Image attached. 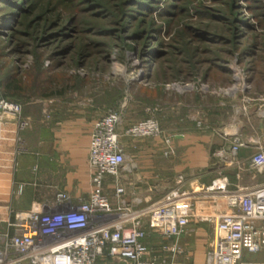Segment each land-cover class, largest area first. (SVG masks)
Wrapping results in <instances>:
<instances>
[{
    "label": "crops",
    "instance_id": "0c3cea01",
    "mask_svg": "<svg viewBox=\"0 0 264 264\" xmlns=\"http://www.w3.org/2000/svg\"><path fill=\"white\" fill-rule=\"evenodd\" d=\"M137 81V85L144 82ZM188 94L162 88L161 94L151 95L149 112L141 106L132 111L144 117L157 114L156 121L168 143L159 137L121 138L125 162L119 168L117 183L124 188L121 199L126 204L133 208L146 206L173 188L180 177L182 187L194 193L193 216L185 233L163 237L149 230L143 238L157 264H207L206 253L214 232L211 216L224 208L223 203H214V199L220 200L218 192L209 189L215 179L227 183L228 188L264 183V171L258 173L247 167L250 157L264 145V90L242 101L232 96L216 97L211 109L202 104L203 97L193 105ZM176 95L183 99L177 101ZM153 104L162 106L156 109ZM100 107L57 109L46 126L37 125L31 133L23 131V151L17 142L15 122L4 124L0 120V230L17 212L52 200L56 192H66L72 201L88 197L94 189L95 174L88 165V146L93 123L101 115L96 113ZM232 133H238L244 145L237 151L236 163L228 165L217 152L229 146ZM102 183L109 202L115 204L114 177L106 175ZM204 215L210 220L201 219Z\"/></svg>",
    "mask_w": 264,
    "mask_h": 264
},
{
    "label": "built area",
    "instance_id": "2783aa9c",
    "mask_svg": "<svg viewBox=\"0 0 264 264\" xmlns=\"http://www.w3.org/2000/svg\"><path fill=\"white\" fill-rule=\"evenodd\" d=\"M10 111L19 106L6 104ZM264 122V117H263ZM120 112L109 109L95 120L90 133L88 165L95 170L94 189L87 198L72 201L63 191L52 200L34 203L27 211L17 212L0 230V264H157L150 248L143 242L149 230L163 237L187 231L194 193L182 187L183 179L158 200L133 208L121 195L117 183L119 168L125 162L122 137L163 138L158 122L145 118L124 129ZM200 125V122L198 123ZM231 142L218 150V158L228 165L236 163V154L244 141L238 133L229 134ZM248 169L264 171V145L248 162ZM114 177L115 204L103 192V178ZM212 182L224 208L212 215L214 232L206 253L207 264H264L244 261L243 252L264 254V183L254 186ZM210 220V216H200ZM174 250L179 251L177 248Z\"/></svg>",
    "mask_w": 264,
    "mask_h": 264
},
{
    "label": "trees",
    "instance_id": "16d2710c",
    "mask_svg": "<svg viewBox=\"0 0 264 264\" xmlns=\"http://www.w3.org/2000/svg\"><path fill=\"white\" fill-rule=\"evenodd\" d=\"M194 1L0 0V90L2 96L26 102L32 97H59L75 90L81 92L84 90L85 79L76 73L68 74L64 70L58 71L61 61L65 60L66 65L70 63L68 66L74 64L82 67L88 64L90 67L92 64L90 61L95 59L96 62L97 57H100L99 49L111 48L119 35L128 34L129 39L141 44L139 48L143 71L141 80L153 78L156 84H152L153 88H150L151 84L137 85V80L125 84L122 80L117 81V84H110L115 92L105 93L103 102L109 106H115L121 99L123 89H127L126 93H132L134 99L138 101L139 99L150 100L152 94H161V84L178 79H182L180 82H185L194 74L195 71L192 70H196V66H193L196 64L194 61L187 68L177 67L174 63V53L161 48V42L158 43L157 36L163 24L157 23L155 18L166 14L178 15L182 12L186 15L196 13L202 16L208 12L200 4L193 3ZM242 2L245 10L257 19L264 16V0H230L227 3L228 10L224 9L225 6L219 8L220 15L216 16L230 29L228 32L231 34L226 41H231L233 47L225 48L227 56L232 57L237 52L240 60L249 52L253 53L254 46L252 42L243 45L245 30L252 28V22L250 18L242 19V15L238 14L236 8H241ZM159 6H161L160 10L154 14ZM169 23L166 22V25L169 26ZM130 29L133 30L129 34ZM70 30L71 33L68 32ZM101 35L106 38L103 40L105 45L96 51L91 47L93 44L91 45L90 40L97 41V36ZM196 35L202 40L207 39L204 32L198 28ZM209 39V41H219L223 38L221 34H212ZM9 43L12 46L11 50H7ZM38 43L45 46L40 48ZM49 45H54L51 53L46 49ZM30 47L33 48L29 52ZM10 51L11 55H19L20 60L23 59L21 56H25V52H32L33 61L28 68L19 73L16 65H7V55ZM216 55L219 57L218 54ZM45 59H50L51 65L44 66ZM213 61L214 59L209 60L210 63ZM223 62L227 60L222 58L219 63L212 65L219 71H223L226 69ZM180 74H183V77H179ZM106 84L107 88L109 83ZM117 98L120 99L117 100Z\"/></svg>",
    "mask_w": 264,
    "mask_h": 264
},
{
    "label": "rangeland",
    "instance_id": "374dc122",
    "mask_svg": "<svg viewBox=\"0 0 264 264\" xmlns=\"http://www.w3.org/2000/svg\"><path fill=\"white\" fill-rule=\"evenodd\" d=\"M228 2H230V0H195L193 3L200 4V6L206 8L208 12L204 13L205 15L202 14V16H199L196 13L186 15L185 12H182L178 15L166 14L160 18L157 16L155 17L157 23L163 24L157 36L158 43L161 42V48L170 50L174 53L173 58L174 63H176L175 65L179 68H187L189 65L193 64L192 61L196 62V64L193 65L196 66V70H192L195 71L194 74L190 71L192 76H190L188 80H185V82H180L182 79H178L163 84L160 82L157 83L161 84L162 88H167V90L174 94L178 92L182 95L189 93L193 105L200 102L203 97V101L201 102H203L202 104L207 106L208 109L214 106L216 97L227 98V96H232L242 101V98L252 95L253 92L262 93L264 90V16L261 17V19H257L252 13L245 10L243 2L241 3V8H236L237 12H239L238 14L242 15V19L248 17L252 22V28H250V30H245L243 39V42H245L243 45L252 42L254 46L253 53L249 52L248 55L243 56L241 60L237 52L233 54L232 57H229V55L227 56L225 48L231 49L233 47L231 41H226L231 33L228 32V25H226L223 20L216 18V16L220 15L218 11L219 8L225 6L226 8L224 9L226 11L228 10ZM160 8L161 6L154 11V14L157 13ZM166 22H170L169 26L166 25ZM197 28L204 32L207 39L202 40L196 37ZM132 30L133 29H130L128 33ZM183 31L184 33L182 34ZM68 32L71 33V30ZM212 34H221L223 39L219 41H209L210 35ZM97 38V41L90 40L91 45L93 44L91 47L96 51L98 48L105 45L103 44V40L106 39L102 35L97 36ZM114 41L111 48L105 47V49H99L101 52L100 57L96 55L98 60L96 62L95 59L94 61H90L92 63L90 67L88 64L82 67H77L74 64L68 66L70 64L68 61V65H66L65 60L61 61V66L58 67V71L64 70L68 74L76 73L85 79L84 90L81 92L75 90L67 92L65 95L59 97H32L28 101L23 102L3 97L2 91L0 90V120L3 123L15 122L17 125L16 131L19 132L17 142L21 151L25 150L22 136L23 131L28 130V132L31 133V130H35V126L37 125L43 124V126H46L50 117L55 114L57 109L58 111L62 109V107L66 110L80 109L83 108V106L89 108L90 105L100 107L103 104L104 96H106L105 93L112 94L115 92L112 89V85L117 84V81L122 80L124 84L129 81H141L140 76L142 77L143 75L139 54L141 44L129 39L128 34H121ZM40 46H45V44L41 45V43H38V47ZM53 46L54 45L47 46L46 49L49 53H51ZM11 48V43H9L7 50H11ZM32 48L33 47H30L29 52ZM29 52H25V56H21L23 59L20 60L19 55H11L10 51L7 55V60L5 59L7 65H16L18 67L17 71L19 73L23 72L33 61L32 52ZM192 52L194 53L193 56ZM216 54H218L219 57H216ZM222 58L227 60V62H223L226 69L219 71L218 68L212 64L216 62L219 63ZM211 59H214L212 63L209 62ZM49 65H51V60L45 59L44 66ZM179 77H183V74H180ZM224 77H226V79ZM107 82L109 86L106 88ZM110 84L112 85L110 86ZM142 84L154 85L156 82H154L153 78H148L144 80ZM108 88L109 90H107ZM126 90H122L121 99L117 98V100H120L115 106H109L105 103L104 110H102L101 107L99 110L96 109V113H98V115L101 114L100 116L109 109L119 111L122 118L119 129H124L133 123L151 117L150 115H145L144 117L141 112L132 111L136 109L137 106H141L143 108L147 107L146 110L149 112L152 109L151 104L153 102L149 103L150 100L144 101L139 99V102L144 101V103H146L145 105H140L136 103L138 101L134 99L133 94L129 92L126 93ZM212 93L219 95L213 97ZM182 95L180 98L177 97V95L175 96L177 101H179L178 99H183L184 95ZM186 99H188L187 96ZM4 103L18 105L19 110L15 112L10 111L4 106ZM125 107L127 108V112L123 111ZM152 107H156V104H153ZM160 108L156 107V109ZM203 111L207 113L205 110ZM161 114L162 112H160L159 115ZM156 115L152 117L155 120L158 119V115ZM207 124L209 125V122H207ZM243 260L263 261L264 254L243 252Z\"/></svg>",
    "mask_w": 264,
    "mask_h": 264
},
{
    "label": "water",
    "instance_id": "95a60500",
    "mask_svg": "<svg viewBox=\"0 0 264 264\" xmlns=\"http://www.w3.org/2000/svg\"><path fill=\"white\" fill-rule=\"evenodd\" d=\"M140 79H141V76H140Z\"/></svg>",
    "mask_w": 264,
    "mask_h": 264
},
{
    "label": "bare ground",
    "instance_id": "6f19581e",
    "mask_svg": "<svg viewBox=\"0 0 264 264\" xmlns=\"http://www.w3.org/2000/svg\"><path fill=\"white\" fill-rule=\"evenodd\" d=\"M219 183V182H218Z\"/></svg>",
    "mask_w": 264,
    "mask_h": 264
}]
</instances>
